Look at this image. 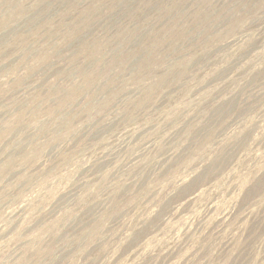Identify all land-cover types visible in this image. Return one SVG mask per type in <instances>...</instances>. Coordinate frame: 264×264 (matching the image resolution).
Instances as JSON below:
<instances>
[{"label":"rangeland","instance_id":"1","mask_svg":"<svg viewBox=\"0 0 264 264\" xmlns=\"http://www.w3.org/2000/svg\"><path fill=\"white\" fill-rule=\"evenodd\" d=\"M0 264H264V0H0Z\"/></svg>","mask_w":264,"mask_h":264}]
</instances>
